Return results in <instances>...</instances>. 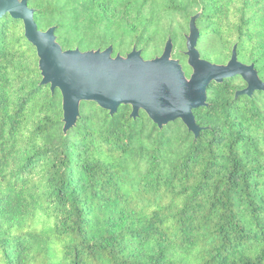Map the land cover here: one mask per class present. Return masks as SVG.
I'll return each mask as SVG.
<instances>
[{
  "label": "trees",
  "instance_id": "obj_1",
  "mask_svg": "<svg viewBox=\"0 0 264 264\" xmlns=\"http://www.w3.org/2000/svg\"><path fill=\"white\" fill-rule=\"evenodd\" d=\"M28 5L63 48L152 57L171 36L187 74L181 41L199 13L201 56L225 63L235 47L264 80V0ZM41 80L23 21L0 12V264H264V89L212 80L197 134L94 100L64 131L61 92Z\"/></svg>",
  "mask_w": 264,
  "mask_h": 264
},
{
  "label": "water",
  "instance_id": "obj_2",
  "mask_svg": "<svg viewBox=\"0 0 264 264\" xmlns=\"http://www.w3.org/2000/svg\"><path fill=\"white\" fill-rule=\"evenodd\" d=\"M7 11L23 21L25 36L36 47L42 83L61 92L64 131L76 124L81 101L94 100L111 114L122 103L131 105L134 117L143 109L160 127L180 118L197 134L200 125L193 109L207 104V87L212 80L240 74L247 82L240 92L250 94L264 89V80L254 63L240 61L235 47L225 63L201 56L197 48L199 13L190 17L185 33L184 52L191 67L187 74L180 59L173 56L171 36L162 52L152 57H144L135 45L125 54L113 53L112 45L85 50L63 48L55 25L38 27L28 0H0V12Z\"/></svg>",
  "mask_w": 264,
  "mask_h": 264
},
{
  "label": "rangeland",
  "instance_id": "obj_3",
  "mask_svg": "<svg viewBox=\"0 0 264 264\" xmlns=\"http://www.w3.org/2000/svg\"><path fill=\"white\" fill-rule=\"evenodd\" d=\"M117 5V2H112L111 3V7H110V9H112L113 7H115ZM188 31H189V27H188V29L186 30V32L185 33H188ZM165 44V43H164ZM126 47H128L127 46V44L125 45ZM163 47H164V45L162 46V50H163ZM181 50H183V51H185V49H186V45H185V39L183 40V41H181ZM131 48H132V46H131ZM131 48L129 49V50H131ZM177 49V48H176ZM128 50V51H129ZM162 50H161V52H162ZM119 51V50H118ZM117 52V51H116ZM121 52V51H120ZM127 52V51H126ZM126 52H121L122 54H125ZM160 52V53H161ZM160 53H158V54H160ZM149 57H151V56H149ZM175 57V56H174Z\"/></svg>",
  "mask_w": 264,
  "mask_h": 264
}]
</instances>
